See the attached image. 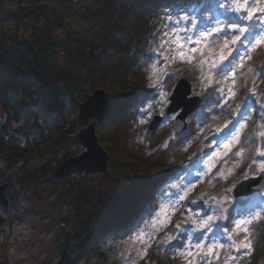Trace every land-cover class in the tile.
Instances as JSON below:
<instances>
[{"label": "rangeland", "instance_id": "obj_1", "mask_svg": "<svg viewBox=\"0 0 264 264\" xmlns=\"http://www.w3.org/2000/svg\"><path fill=\"white\" fill-rule=\"evenodd\" d=\"M43 4L45 5L44 7H47V17L53 24L48 33L52 39L51 45H53L49 56L51 74H58L57 77H64L66 82H69V80H73V71H75L79 79L78 87L80 89L73 94V89H71L72 87L69 84L61 83L54 90L49 88L43 91L41 88L37 89L36 87H32L28 92L19 90V101L24 107H28L35 112L33 116H37V123L35 122L36 120L26 121L25 119L21 120L20 123L16 121L10 122V119L5 115L0 116V125L8 129L12 140L21 146L27 144L35 145L42 137L48 136L53 131L55 133L53 127L58 122H56L54 117L59 112L62 114V119L64 120V129H66L65 131L68 130L66 132V135H68L66 143L63 145L54 146L55 148H51L42 153L36 151L31 157L24 160L8 161L0 158V186L10 183L9 189L6 192V197L9 202L8 208H0V217L3 220L0 224V264H57L60 260L58 247L63 240V233L71 231L74 221L79 217L87 215L89 211L92 212L98 208L105 210L106 202L110 195L116 189L122 190L123 193L125 189L121 178L115 173V170L109 177L101 173L87 175L85 172L79 171L62 181L58 180L55 176L56 171L66 159L76 157L86 150L85 145L77 139L80 131L86 127L79 120V105L84 103L95 91L93 86L89 85L90 81L87 78L91 66L84 67L79 60L75 61L74 59L75 62H72L66 56L64 46L68 38H70V31L72 29L68 30L63 25L67 24V20H70L69 23H74L75 20L73 19L72 21V15L78 16L80 14L81 16L78 18L77 24H72L73 27L71 26V28L75 32H80V39L85 37L88 45L95 49L93 54L96 56L103 55L105 46L101 39L99 22L95 18H92L94 13L98 11L100 5L98 0H70L69 17L63 23L56 20L58 14L54 5L47 1L43 2ZM29 5L30 0H0V34L8 35L9 37H16V34L19 37L31 36L33 30L35 28L37 29L36 26L22 24L19 29L16 27V24L12 21L7 22L5 18L7 14H20L23 9L22 7H29ZM87 10H90L89 13H85ZM83 16L92 18L93 22L89 27L85 28L82 24L81 18ZM262 26L264 28V25ZM41 27L42 25L39 26V28ZM73 36L75 35L73 34ZM73 36L71 35L72 39H76V36ZM152 44L153 42H150L154 56L144 66V69H142V76L140 75L139 79L143 78V83L147 86L146 89H158V104H156L158 107L156 111L152 109H149L147 113L140 111L138 117L139 123L134 125V127L130 126L128 129V133H130L134 141L143 142L147 152L152 151L149 148L151 143L148 142L145 136H152L157 130L152 135H149L147 128L152 118L156 115L164 114V111L169 105V103H160V92L167 93V100L169 101L172 91L178 82L169 90L166 87L163 88L165 85L163 84V79L167 75H161L159 80L156 81V87L151 86L153 81L149 77L152 76V63L156 61L158 53L161 51V41H159V45ZM189 47L202 48V44L186 45V49ZM256 48V50H263L264 43L257 45ZM159 60L158 69L163 68L165 73L171 74L168 66H171L172 63H167V66L164 67L165 61L163 57H160ZM256 103L258 104L256 109L259 108L263 112L264 98L258 100ZM142 108H147V106ZM256 109L254 110L253 107L246 109L249 119L245 127L241 130L240 143L232 148L228 156L222 157L219 160L213 157L215 166L210 171H208L204 161L208 159L209 154L217 150L214 145L211 146L210 150L194 166L188 163L185 164L184 162L181 170L174 177L166 179L156 187L153 185L147 189H143L137 195L134 190L129 196H124L123 199H120L119 206L124 205L127 207L130 205L132 203H129L131 196L133 199L136 197L137 201L134 204L133 211L135 213L132 217L133 220L128 227L125 225L126 237L116 238L114 236L112 224L114 225L115 223L117 226L123 227V220L128 218L125 214H121L124 206H120V208L118 206L119 209L117 208L115 212H105L102 222L87 231L88 234L86 235L84 246L71 255L69 264H153L152 259H150L153 252L161 251L164 253L167 247L173 242L181 238V236L188 234L193 229L190 221L196 218L195 213H199L201 216L204 214H213L211 210L215 207V202L212 200L213 197L218 201H222L225 197H228L230 203L227 205L228 213L226 215L229 216L231 215V209L239 200H247L245 205L250 210L256 207L260 200L264 198V191L250 197L233 199L232 191L228 190L233 189L234 185L236 186L243 180L257 176L260 173L258 171V165L255 174L251 176L249 174V166L253 163L247 164L241 172H238L240 170H237L235 167H226V169L223 167L222 169L225 170L224 175H218L222 170L221 166L227 159L234 156L241 148L247 135H250V133L248 134V130L252 129V115ZM159 111L160 113H158ZM239 119L240 117H238ZM97 122L98 120L95 121L96 134ZM168 122L170 120L164 124L167 125ZM170 123L172 134H169L170 130L168 127L161 129L160 135L156 139L158 141L155 147H153V150L158 148L165 149L175 141L174 139L176 137L181 136L174 134L172 128L173 122ZM256 127L257 130L254 133L258 141L256 148L248 150L250 155L254 153L258 156L257 149L261 148L259 133L264 131V123L257 124ZM187 131L188 128L185 133ZM217 134L216 132L214 140L219 138ZM209 163H212V161H209ZM18 165L21 166L20 173L12 177H7L10 168ZM197 167L203 169L207 174L203 177L199 176ZM228 170L231 171L229 172ZM213 178L216 180L223 179V182L228 179H231V181L225 187L222 185L221 187L223 189L221 190L220 188L216 194H205L204 197L203 194L206 193L205 187ZM187 181H193L195 186L188 187ZM172 184L187 188V196L184 200L179 201L178 204L172 198L171 194L177 193V195H183V192H177V189H172L170 187ZM207 190L209 189L207 188ZM100 193H102L101 196H99ZM77 194L87 195L89 198H92L93 202L85 208H75L72 201ZM143 196H145V199L142 198ZM193 201L195 202L193 203ZM161 203H171L176 207V211L169 214L170 220L165 226L159 223H149L152 220V216L149 213L153 212L154 215L153 210L158 211ZM262 219H264V216H261L257 221H261ZM52 222L55 224L51 225ZM177 224L180 226L177 227L173 239L169 240L168 236L171 234L170 229L176 227ZM217 224L221 226L230 224V227H233L226 220L214 221V226ZM249 225L251 226L252 223ZM153 228H155V231H153ZM139 230L147 231L149 233L148 238L139 241L133 240V237L137 235ZM121 233L123 232L121 231ZM191 234L200 233L193 231ZM233 234L232 239L236 241L235 245H231L225 239L224 243L226 246L223 248L216 247L211 253L207 247L201 249L192 248L190 250L191 255H189V249L186 245V248L182 251L184 255L183 264H212L213 262L216 264H240L239 252L245 249L241 244L244 240H235ZM161 244H164L163 249L159 247ZM237 248L240 250L237 251ZM222 249H225L223 255L221 254ZM255 264H264V253Z\"/></svg>", "mask_w": 264, "mask_h": 264}, {"label": "trees", "instance_id": "obj_2", "mask_svg": "<svg viewBox=\"0 0 264 264\" xmlns=\"http://www.w3.org/2000/svg\"><path fill=\"white\" fill-rule=\"evenodd\" d=\"M45 1L55 6L58 14L56 20L62 23L67 20L70 0H30L29 7H22L20 14L5 15L6 21H12L19 29L22 24H32L37 27L29 37H19L18 34L16 37H9L0 34V116L5 115L10 122L20 123L25 119L26 121L36 120L37 123L38 120L37 116H33L35 112L24 107L19 101V90L28 92L32 87L41 88L43 91L49 88L54 90L61 83L69 84L73 89V94L80 89L75 71H73V80L69 82H66L64 77H57L58 74H51L49 56L53 45H51L52 39L48 33L53 24L47 17V7L43 4ZM98 2L100 3L98 11L92 18L99 22L101 28L100 35L105 46L103 55L93 54L95 49L88 45L85 37L80 39V32H75L71 28L80 18V14L72 15L74 23H69L70 20H67V24L63 25L68 30L72 29L64 50L70 61L79 60L84 67L91 66L87 74L89 85L95 90L106 91L113 103L112 115L102 123L98 121L96 128L100 144L109 155L110 176L115 170L125 186L124 193L119 189L122 194L121 199H123L134 190L137 195L143 189L153 185L156 187L166 179L174 177L179 173L184 162L194 166L210 150L211 142L216 137L217 127H222L230 119L238 120L240 117L237 115L238 112H245L249 107H253L254 110L258 107L256 102L264 98V79L260 78L261 73H264V49L251 50L249 53L251 58L245 59L242 66L238 64L235 74H228L227 80L222 79L223 74L219 73L221 63L217 57V68L211 69L213 73L211 84L207 79H201L202 72L207 74L210 65L206 63L202 69L195 67L200 60L207 57V52L204 56H201L199 51L190 53L193 57L191 63L182 62L179 58L172 62L171 66H168L171 74L164 77L163 88L166 87L169 90L177 81L185 78L192 84L193 93L203 98V104L198 112L189 117L187 133L184 132L180 137H176L167 148L153 150L161 129L168 127L169 134H172L170 122L167 125L163 122L152 136H145L151 143L149 148L152 152H147L143 142L134 141L128 129L139 123L138 117L142 107L151 104V109L155 111L158 107L156 105L158 104V89H146L143 78L139 79V76H142V69L154 56L150 42H153L152 45H159V41L167 39L163 34L167 30L168 22L165 17L168 14L174 15L179 9L190 5L211 7L216 0H98ZM251 3H255L257 8L264 7V4L256 3V0H251ZM203 15L208 16L209 13L205 11ZM259 15L257 13V21ZM92 18L86 16L81 18L85 28L92 24ZM209 23L211 24V21ZM40 25H42L41 28H39ZM257 28L259 30L261 25L257 24ZM71 35L76 39H72ZM209 39H216L215 34ZM220 45H222V40ZM220 45L213 50V53L221 50ZM235 54L233 52V55ZM223 63L226 64L227 61ZM233 79L235 83L231 82ZM228 88H231L235 95L228 96ZM253 91L256 93L255 96L252 95ZM254 112L251 121L252 129L248 130L250 135H247L241 146L245 149L243 158L235 164L229 158L221 169L235 167L240 170L238 172H241L247 164L260 159L254 153L250 155L248 150L256 148L258 142L254 135L257 130L256 126L264 123V111L258 108ZM54 119L58 122L53 127L55 133L53 131L48 136L42 137L35 145L17 144L12 140L9 130L0 125V155L8 161H19V159H28L36 151L42 153L55 148L54 146L66 143L68 130L64 129L62 114L60 112L55 114ZM221 180L213 178L212 183L205 187L204 197L205 194H216L220 188L223 189L222 185L225 187L231 181V179L225 182ZM131 197L130 205L127 207L120 205L124 206L121 214L128 216L126 220H123V227L112 224L116 238L126 237L125 229L133 220L134 204L137 201L136 197L134 199ZM142 198L145 199V196ZM246 202L247 200H239L231 209L230 216L238 212L247 215L250 209L246 208ZM2 221L0 217V224ZM251 223L249 236L252 241V252L248 251L247 254L246 249L240 250V264H255L264 253V219L261 221L253 219ZM227 226L231 228L230 224ZM199 235L201 233L192 236ZM233 238L244 240L245 233L236 232ZM192 242L194 244L195 239ZM186 245L187 234L173 242L164 253L153 252L150 259L153 264H183L184 255L181 253ZM224 252L225 249H222L221 254L223 255Z\"/></svg>", "mask_w": 264, "mask_h": 264}, {"label": "snow or ice", "instance_id": "obj_3", "mask_svg": "<svg viewBox=\"0 0 264 264\" xmlns=\"http://www.w3.org/2000/svg\"><path fill=\"white\" fill-rule=\"evenodd\" d=\"M256 3L264 4V0H256ZM205 11L209 13L208 16L203 15ZM257 13L260 14L258 21ZM165 19L168 23L166 25L167 30L164 31L163 35L167 39L161 40L160 48L162 50L158 53L156 61L152 63V76L149 77L153 81L152 87H156V81L159 80L161 75H168L163 71V68L158 69L157 67L160 63V57H163L165 61L164 67H166L167 63L175 62L177 58L182 62L191 63L193 57L190 53L199 51L200 55L204 56L205 52H207V57L200 60L195 67L202 69L204 64L207 63L210 65L209 72L207 74L202 72L201 79H207L208 83L211 84L213 75L211 69L217 68V57L221 63L219 73L223 74L222 79L227 80L229 73L235 74L238 64L242 66L245 59L251 58L249 55L250 51L256 48L257 45L264 43V28H260L259 30L257 28V24L264 25V7L257 8L256 4L249 3V0H227V2L225 0H216V3L211 7L190 5L179 9L175 15L168 14ZM209 21H211V24ZM214 34L216 39L210 40L209 38L213 37ZM221 40L222 45H220ZM200 44H203L204 47H191L186 49V45ZM218 45H220L221 50L218 53H213V50ZM233 52L236 54L233 55ZM223 61H227V63L225 64ZM260 78L264 79V73H261ZM231 82L235 83V80L233 79ZM220 91L223 93L222 89ZM227 92L228 96L235 95L231 88H228ZM252 95L255 96L256 93L253 91ZM160 103H170L167 100V93L160 92ZM225 103H227V100H225ZM151 107L152 105L149 104L147 108H142L141 111L147 113ZM178 114L177 112L175 115ZM175 115H173V119ZM237 115L240 116L239 120L230 119L222 127L216 128L215 131L221 135L218 139L212 141L210 145H214L217 150L209 154L208 159L204 161L208 171L215 166L213 157L219 160L222 157L228 156L232 148L240 143L241 130L245 127L249 115L247 111L238 112ZM259 136L261 141H264V131H261ZM244 152L245 149L241 147L230 159L234 164L239 163V160L243 158ZM257 155L261 159L253 160V164L258 165V171L264 174V148H258ZM209 161H212V163H209ZM249 168L255 174V170L252 169L251 165ZM224 171L222 169L218 175L223 176ZM228 171L230 172L231 170ZM197 173L201 177L207 174V172L199 167H197ZM261 178H264V176ZM186 183L188 187L195 186L193 181H187ZM209 183L212 182L210 181ZM170 187L177 189V192H183V195H177V193L171 194L177 204L187 196L186 187H180L176 184H172ZM233 187L235 188V185ZM228 191H233V189H229ZM233 199L235 198L233 197ZM212 200L215 202V207L211 209L213 214H204L201 216L199 213H195L196 218L190 221L193 229L187 234L188 254L191 255L190 250L192 248L201 249L204 247H207L211 253L216 247H225V239L231 245H235L236 241L232 239L234 232L245 233V239L241 244L243 248L250 252L252 241L249 236L248 225L253 219H259L261 216H264V198L247 215L238 212L234 216L226 215L228 213L227 205L230 203L228 197H225L222 201L216 200L215 197ZM153 211L154 215L153 212L149 213L152 216V220L149 223H159L165 226L170 220L169 214L174 213L176 207L171 203H161L159 210ZM216 220L229 221L233 227L229 228L227 224L223 226L217 224L214 226V221ZM179 226V224L176 225V227ZM153 231H155V228H153ZM193 231L199 232L201 235L193 237L191 234ZM148 236L149 233L147 231L139 230L137 235L133 237V240H143L148 238ZM173 236L174 234H169L168 239L172 240ZM193 239H195L194 244L192 242ZM236 250L239 251L240 249L237 248ZM181 254L183 255V253Z\"/></svg>", "mask_w": 264, "mask_h": 264}, {"label": "water", "instance_id": "obj_4", "mask_svg": "<svg viewBox=\"0 0 264 264\" xmlns=\"http://www.w3.org/2000/svg\"><path fill=\"white\" fill-rule=\"evenodd\" d=\"M250 1L251 0H249V3ZM169 101L170 103L166 109V115L179 113L173 121L172 128L174 134L180 136L188 128V117L196 113L202 107L203 99L201 96L193 94L192 84L187 79L182 78L176 83ZM112 112L113 103L110 100L109 94L102 89H96L93 95H90L84 103L79 105V120L86 127L80 131L77 139L85 145L86 150L80 155L68 158L64 161L55 173L58 180L62 181L67 179L77 171L85 172L87 175L92 173H101L106 177L110 175L109 155L98 140L95 131V121L98 120L102 123ZM161 121L162 116H154L147 128V133L152 135L161 124ZM220 135V133L217 134L218 137ZM260 145L261 148H264V141H261V138ZM3 157L4 156L0 155V158ZM251 166L252 169L256 171L257 165L252 164ZM18 171L19 167L14 166L8 172L7 177L16 175ZM249 174L250 176L253 175V171L250 170V168ZM262 176H264V174L259 173L255 177L241 181L233 188L232 196L235 199H242L264 191V178H261ZM8 186V183L0 186V208L3 209H7L9 204L6 197ZM121 196L122 194L116 189L108 198L105 210L89 212L83 219L74 221L72 231L63 233V240L58 247L60 260L57 264L70 263L71 253L81 245V242H72L74 234L82 225H99L102 222L105 212L116 211ZM72 202L75 207H82L90 203V198L77 194L74 196ZM54 224V222L51 223V225ZM176 231L177 227L170 229L171 234H175ZM159 247L163 249L164 244L159 245Z\"/></svg>", "mask_w": 264, "mask_h": 264}, {"label": "flooded vegetation", "instance_id": "obj_5", "mask_svg": "<svg viewBox=\"0 0 264 264\" xmlns=\"http://www.w3.org/2000/svg\"><path fill=\"white\" fill-rule=\"evenodd\" d=\"M159 113H160V111H159ZM173 115H175V114H171V115H166V110L164 111V114H161L160 116H162V121H161V124L163 123V122H166V121H169L170 120V122H173L174 120H175V118L177 117V115H175V118L173 119L172 117H173ZM167 117V118H166ZM160 124V125H161ZM18 167H19V171H18V173H20V171H21V166H19L18 165ZM13 167H11L10 168V170L12 169ZM9 170V171H10ZM8 171V172H9ZM17 173V174H18ZM110 176V175H109ZM108 176V177H109ZM9 184V186H10V183H8ZM9 186H8V189H9ZM7 189V190H8ZM102 195V193H100L99 194V196H101ZM87 196V195H86ZM93 201H92V198L90 197V203L89 204H87V205H90L91 203H92ZM119 203H120V201H119ZM87 205H85V206H82V207H75V208H85ZM118 208V207H117ZM96 210H101V209H96ZM96 210H93V211H96ZM117 210V209H116ZM92 211V212H93ZM90 212V211H89ZM88 212V213H89ZM86 215H84L83 217H79L77 220H81V219H83L84 217H85ZM103 217H104V215H103ZM103 220V219H102ZM76 221V220H75ZM94 227H96V226H84V225H82L79 229H78V231L74 234V237H73V239H72V242L73 243H78V242H81V245L74 251V252H72L71 253V255L73 254V253H75L76 251H78V250H80L81 249V247L84 245V243H85V240H86V235L88 234L87 233V231L88 230H90L91 228H94ZM72 231V230H71Z\"/></svg>", "mask_w": 264, "mask_h": 264}, {"label": "bare ground", "instance_id": "obj_6", "mask_svg": "<svg viewBox=\"0 0 264 264\" xmlns=\"http://www.w3.org/2000/svg\"><path fill=\"white\" fill-rule=\"evenodd\" d=\"M11 255H13V254L11 253Z\"/></svg>", "mask_w": 264, "mask_h": 264}]
</instances>
